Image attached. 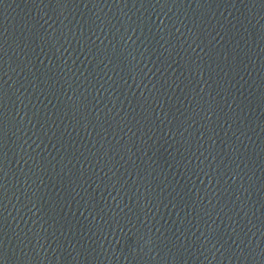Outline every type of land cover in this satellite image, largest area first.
Returning <instances> with one entry per match:
<instances>
[{
	"label": "water",
	"instance_id": "1",
	"mask_svg": "<svg viewBox=\"0 0 264 264\" xmlns=\"http://www.w3.org/2000/svg\"><path fill=\"white\" fill-rule=\"evenodd\" d=\"M0 264H264V0H0Z\"/></svg>",
	"mask_w": 264,
	"mask_h": 264
}]
</instances>
